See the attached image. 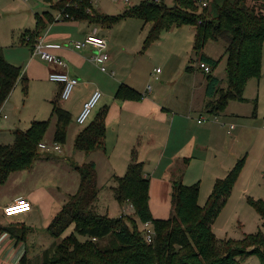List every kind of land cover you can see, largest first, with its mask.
<instances>
[{
    "label": "trees",
    "instance_id": "16d2710c",
    "mask_svg": "<svg viewBox=\"0 0 264 264\" xmlns=\"http://www.w3.org/2000/svg\"><path fill=\"white\" fill-rule=\"evenodd\" d=\"M46 1L51 2L53 10L67 15L61 18L65 21L86 20L106 28L126 18L151 23L143 40V49L156 41L161 32L174 26L191 25L195 33L193 51L199 56L197 60L209 64L211 69L218 60L202 53V48L209 39L224 41L225 88L219 86L220 80L211 72L205 74V95L209 98L206 107L210 114L224 111L229 100L243 101L247 80L260 76L264 0H250L261 2L258 11L247 5L248 0H210L201 10L194 0H173L172 6L162 0H142L115 15L97 12L90 0ZM35 18V28L21 35V41L26 42L31 51L44 28L55 21L49 11ZM19 78L26 93V77L21 75L19 66L6 60L0 47V109ZM141 97L140 92L126 84H120L115 94L120 100H140ZM57 98L52 108L55 120L52 141L62 145L66 142L72 118L58 104ZM106 112L107 107L103 106L93 120L78 130L73 142L75 151L89 154L102 144ZM49 122L34 120L26 130L14 131L11 144L0 143V184L11 172L32 168ZM241 166L242 159H239L224 177L214 181L204 205L197 202L198 183L185 185L174 181L171 214L166 219H156L149 208V180L143 176L141 162L133 158L124 175L114 176L115 199L120 205L130 203L134 210L133 215L117 217L98 213L95 207L98 201L95 163L89 161L77 165L78 187L47 226L49 234L59 239L49 261L30 263L22 257L18 264H244V259L253 254L258 255L264 264V236L261 232L249 233L239 240H221L212 230L214 218L226 201ZM250 202L264 219V200L250 199ZM147 221L152 223L155 231L151 242L144 240L139 228L140 223ZM70 227L73 230L65 234ZM102 240H106L103 245L100 244Z\"/></svg>",
    "mask_w": 264,
    "mask_h": 264
},
{
    "label": "crops",
    "instance_id": "0c3cea01",
    "mask_svg": "<svg viewBox=\"0 0 264 264\" xmlns=\"http://www.w3.org/2000/svg\"><path fill=\"white\" fill-rule=\"evenodd\" d=\"M51 1L55 2L53 0ZM140 1L142 0H126L128 4L121 3V10L119 8V11L115 14L123 12L127 7L136 5ZM162 1L164 2L165 0ZM98 2L99 0L91 1L94 10L105 15H115L112 13L109 14L103 7L99 6ZM48 3L47 4L50 8L49 6H46L47 8L43 10V12L49 11L56 16L59 12L57 11L56 13V11L51 8V2ZM113 26L106 28L100 24L91 23L86 20H55L53 23L48 24L40 36L44 37V41L46 43L60 45L59 48L51 49V52L60 55L66 60L67 66L64 69L67 70L70 75L79 79L78 84H82V91L79 93L77 92L79 96L73 101L69 100V98L67 100L60 101L58 98L61 85L50 81L48 79V74L51 71H64V69L40 61L39 59L33 57L32 51H30L25 67L22 70V75L26 77L27 84L29 82L30 93H32V91L36 92L43 90L50 98L52 104L51 109L53 108V101L58 97V104L63 109L67 110L71 115L72 121H75L83 103L89 98L92 92L95 89H99L102 93V90L100 89L99 83L93 76V74H96V68L99 69V67L89 58L92 53V49L90 47H85L77 50L72 47V44L74 41L82 39L89 33H94L104 37L107 41V51L109 54V59L106 61L105 66L110 64V72L112 73L111 75L114 76L115 73L112 67L115 66L116 68L117 66L118 70L120 69V65L118 67V61L113 60L114 56L109 52L111 47L108 45V36L109 34L112 35ZM140 26V30H143L146 23L143 22ZM192 33H194L193 29ZM127 46L135 52L139 51L138 46L132 47V45L121 44L120 47H116L117 52L114 49L115 54H122L127 49ZM207 56L215 59L213 55L207 54ZM221 56L225 57L224 45H222ZM171 57L172 55L167 52L164 63V65L167 66V72L165 76L160 79V85H158L155 90L150 88V91H145L146 86L150 85L148 83L144 87L133 86L132 84L125 82V77L120 78V82L114 83V85L109 89L107 104L104 105L107 107V112L105 116V135L102 144L89 154H85L83 152L81 153L80 151H75L74 149L72 151L78 152V154L80 152V154H82L83 161L94 162L95 170L99 165L102 167L100 173H102L104 178L107 180L106 182L104 180L105 183H103L102 180L97 182L98 201L95 207L98 213L108 214L109 209L104 206L103 202L107 200L109 196L115 199L113 193V187L115 186L114 176L124 175L133 158L135 161L142 163L143 176L149 180V208L152 217L156 219H166L170 216L172 210V183L174 181H180L183 183L187 167L194 162L193 160H195V156L192 154L194 151L200 152V157H203L206 151H209L212 159L220 161L217 165L209 166L207 168L208 173L212 176L211 182L208 186V190H210V192L214 181L217 178L224 177L232 168L230 166L233 162H229L228 158V156H230L229 151L232 146H229V149L226 148L227 145H225L224 138L219 128L215 127L216 124L213 125L218 122V117L221 118L222 116H225L223 114H225L224 112H226V109L229 108L230 101L224 111L217 114H210L207 111L208 108L206 107V103L209 100V98L205 95L206 73L201 69L199 70V61L197 60L195 65H192L188 61L191 57L189 59L187 58L188 60H186L185 57L179 58L177 62L178 68L175 69L181 71L180 76L183 74L182 70H185V73L179 78L174 74L175 66H171ZM6 60L9 61L8 59ZM9 62L15 64L14 61ZM15 65L20 66L18 64ZM154 69L155 68L151 71V75H154V77H156L159 73H163L162 68H159L160 71L158 73H156ZM211 75L220 80V87L225 88L226 74L224 77H219L214 74V71H211ZM166 77L168 78L166 79ZM166 80L170 86V90L168 91H166V87L164 85V81ZM20 83V81H17L13 90ZM120 84H126L140 92L142 96L141 99L120 100L115 98L116 91ZM183 89L187 91V101H185L187 105L181 107L180 105L184 104V99L182 97ZM16 96L17 94H15L14 98L18 99ZM18 105L19 102H15L13 104V108L16 109ZM230 112H232V115L235 117H240L242 115L238 111ZM194 113H198L195 120L192 116ZM6 115L4 114V116ZM208 115L212 116V118H208ZM34 120L42 121L46 119L33 117L25 129H21L19 127V123L16 121H13V124L2 122L0 124V134L7 132L14 136L15 130H26ZM91 120H93V118ZM198 120H200V122H198ZM224 124L225 123L221 125ZM231 124L233 125V129L229 131V125ZM229 125L226 133L232 136V131L235 130V124L230 123ZM80 128L81 126L75 130V135ZM240 135L241 132L233 135L234 145H236ZM179 138H182V142L178 141ZM45 139H47L46 135ZM50 139L51 142L49 143L54 142L52 141V136ZM13 140L14 137L12 142ZM240 152L241 151L235 150L232 153L235 155L234 157H238ZM73 155L76 154L73 153ZM205 158L209 159V156L207 155ZM225 160H227L226 166L223 164V161ZM36 164L37 163H35V165ZM34 166L29 170L11 172L8 179L3 184H0V186L8 184L10 180H14L15 183H18L23 178L28 179L32 176L36 177L35 172L37 171L33 170ZM222 167H224L221 174L222 176H218L220 171L219 169ZM96 177L98 178V174H96ZM75 191L73 193H75ZM3 192L5 193L4 197L7 199L0 200V221H3V219L9 220L10 218L20 214H30L33 217L36 216V209L39 208L43 222L40 227L32 224L25 226L23 222L15 221L11 222L8 228L0 225V264H18L22 257L30 263L46 262L45 254L49 251L51 257L54 246L59 239L52 237L48 231L44 232L43 228L48 226L50 220L54 217L56 212L67 201V196L63 197L61 202L56 205L57 202H55V196L51 192L49 193L45 189H40L38 186H34L27 198L31 202V210L26 213H19L12 217H6L2 211L3 206L20 195L8 193V191ZM207 193H209V191ZM104 194H106V197L102 196ZM124 204H119L120 211L122 210ZM133 212L134 210H130L127 214L133 215ZM72 230L73 227H70L67 229L65 234H68ZM79 239L84 238L82 237Z\"/></svg>",
    "mask_w": 264,
    "mask_h": 264
},
{
    "label": "rangeland",
    "instance_id": "374dc122",
    "mask_svg": "<svg viewBox=\"0 0 264 264\" xmlns=\"http://www.w3.org/2000/svg\"><path fill=\"white\" fill-rule=\"evenodd\" d=\"M53 1L56 2L58 0ZM47 3L46 0H0V47L6 59L20 65L21 75L31 51L26 42L21 41V35L24 31L35 28V16L39 14L42 15L43 10L47 8L46 6H49V3ZM121 3L128 4L126 0H99L98 2L99 6L103 7L109 14L117 13L119 8L121 10ZM164 3L172 6L173 1L165 0ZM247 5L255 8L256 11L262 6L261 2H252L250 0H248ZM141 23L143 22L140 19L126 18L123 19V21L121 20V22L119 21L114 26L112 25V35L109 34L108 36V45L111 47L109 52L114 56L113 60L118 61V67L120 65V69L117 70V66L116 68L113 66L112 69L115 74L112 76L110 64L106 65V72H102L96 68V74H93V76L99 83L102 95L92 109L87 122L94 118L97 112L107 104L109 89L114 83L120 82V78L125 77V82L136 87H144L148 83L151 85V88L155 90L156 87L160 85V79H162L167 72V66L164 65L167 52L172 55L170 59L171 66H175L174 74L179 78L185 73V70H182L183 74L180 76L181 71L175 69L178 68L177 62L179 58L185 57V59L188 60L191 57L188 61L192 65H195L197 62L199 56L193 51L195 34L192 33V29L194 32L193 26L183 24L165 30L161 32L156 41L143 49V40L151 23H146L145 28L140 30ZM25 41H27V39H25ZM121 44L132 45V47L138 46L139 51L135 52L127 46V49L122 54L117 53L116 55L114 49L117 52L116 47H120ZM222 45H224V41L222 40L215 42L209 39L202 48V53L205 55H213L215 60H218L217 65L213 67L211 71H214V74L219 77H224L225 75L226 57L221 56ZM33 57L44 62L37 55H33ZM157 67L160 69L162 68L163 73H159L157 74L158 77H154V75H151V71L153 68ZM167 78L168 77H166V79ZM18 81L21 82L20 78ZM23 85L22 82L17 85L0 109V124L2 122L13 124V121H16L19 123L21 129H25L33 117L50 120L46 132L47 139H43L45 143L48 144L51 142L50 137L54 131L55 121L52 114L50 98L43 90L36 91L37 93L34 91L30 93L29 82L27 84L26 93H24ZM164 85L166 91L170 90L167 80L164 81ZM81 91L82 84H78L72 90L69 100H75V98L79 96L78 93ZM182 93L184 104L180 106L184 107L187 105L185 103V101H187V91L183 89ZM15 94H17L16 97H18V99L14 98ZM243 97V101L229 100L230 106L226 109V112H224L225 114L223 115L225 116L221 118L218 117V122L213 124H216L215 127L219 128L224 138L225 145H227L226 148L229 149V146H232L229 151L230 156H228L229 162H233L230 167H233L239 159H242V166L239 174L226 201L220 207L212 223L214 235L221 240H239L249 233L256 232H261L264 236V219L250 202V199L264 200V43L261 50L260 76H252L247 80L243 90ZM15 102H19L16 109L13 108ZM230 111H238L242 115L240 117H235ZM4 114H7L5 116L6 118H3ZM197 114L198 113H194L192 115L194 120ZM208 118L211 119L212 116L208 115ZM223 123L225 124L221 125ZM230 123L235 124V130L232 131V136L226 133ZM80 126L83 127L84 125H77L75 121H71L67 129L66 143L61 145L60 152L38 149V157L37 160L34 161L37 164L35 165V163H33V166L35 165L33 170L37 171L35 172L36 177L32 176L28 179L23 178L18 183H15L14 180H10L8 184L1 185L0 200L7 199L4 197L5 193L3 191L20 195L17 198H28L34 186L45 189L49 193L51 192L55 196L56 205L59 204L65 196H67L66 198L68 200L70 197L69 195L77 189L79 183V173L76 170V166L84 162L86 163V161H83L80 152L79 154L78 152H72L75 130ZM240 132L241 135L239 140L236 145H234L233 135ZM13 137L11 133L4 132L0 134V143L11 144ZM182 138H179L178 141L182 142ZM235 150L241 151L238 157H234L235 155L232 153ZM73 153L76 155H73ZM192 154L195 156V160L187 167L183 183H186V185L198 183L199 190L197 202L200 205H204L210 193L208 186L212 177L208 173L207 168L217 165L220 161L212 159L209 151H206L203 157H200V152L194 151ZM207 155L209 159L205 158ZM223 164L226 166L227 160L223 161ZM223 168L224 167L219 169L218 176L222 174ZM96 170V174H98V178L96 177L97 182L102 180V182L105 183L107 179L100 173L102 170L101 165H99ZM208 191L209 193H207ZM102 196L106 197V194ZM103 203L104 206L109 209V217H117L120 215L121 211L119 209V204L113 197L111 198L109 196ZM35 214L36 216L33 217L30 214H20L9 220L3 219V221H0V225L8 228L10 223L15 221L23 222L25 226L32 224L40 227L43 218H41L39 208L36 209ZM139 228L142 230L141 224H139ZM43 231L46 232L47 227H44ZM77 237L82 238V236L79 235H77ZM105 243L106 240L100 242L101 245ZM49 257L50 253L48 251L45 254L46 262L49 261ZM243 263L262 264L260 257L256 254L246 257Z\"/></svg>",
    "mask_w": 264,
    "mask_h": 264
},
{
    "label": "built area",
    "instance_id": "2783aa9c",
    "mask_svg": "<svg viewBox=\"0 0 264 264\" xmlns=\"http://www.w3.org/2000/svg\"><path fill=\"white\" fill-rule=\"evenodd\" d=\"M93 1V0H90ZM154 2H159V0H152ZM195 4L199 7V9H203L207 7L210 0H194ZM62 17H67V15H61L57 13L55 16V20H61ZM60 45L46 43L44 41L43 36H39L37 42L35 43L32 54L39 56L41 60H43L47 64L55 65L56 67L65 68L67 66V62L60 55L51 52V49L59 48ZM74 49H83L85 47H90L92 49V53L89 56L90 60L96 63L99 69L103 72L107 71L105 66L106 61L109 59V54L107 51V41L104 37L89 33L86 34L82 39L74 41L72 44ZM198 68L203 70L205 73L211 72V67L209 64L205 62H199ZM154 71L158 73L160 71L159 68H155ZM48 79L52 82L58 83L61 85L59 99L67 100L70 97L72 89L79 83V79L75 76H72L68 73L67 70L64 71H51L48 74ZM150 85H147L146 90L150 91ZM101 91L99 89H95L89 98L83 103L80 112L78 113L75 122L78 125H84L89 118L92 109L95 107L99 99L101 98ZM5 117V116H4ZM200 122V120H198ZM233 129V125H229V131ZM40 150L46 151H61V145L57 142L45 143L44 141L39 143ZM31 202L27 198H16L15 200L7 203L3 206L2 211L6 217H12L17 215L18 212L26 213L31 210ZM130 210H133V206L130 203H125L122 207L121 214H127ZM14 213V214H13ZM19 214V213H18ZM142 235L145 241L151 242L155 237V231L151 222H142Z\"/></svg>",
    "mask_w": 264,
    "mask_h": 264
},
{
    "label": "bare ground",
    "instance_id": "6f19581e",
    "mask_svg": "<svg viewBox=\"0 0 264 264\" xmlns=\"http://www.w3.org/2000/svg\"><path fill=\"white\" fill-rule=\"evenodd\" d=\"M20 212H21V211H18V212H14V213H17V214H18V213H20ZM14 213H13V214H14Z\"/></svg>",
    "mask_w": 264,
    "mask_h": 264
}]
</instances>
